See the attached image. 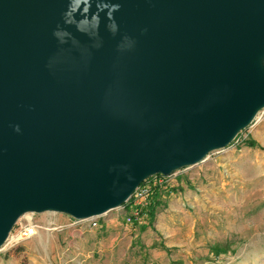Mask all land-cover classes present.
<instances>
[{"label": "water", "instance_id": "1", "mask_svg": "<svg viewBox=\"0 0 264 264\" xmlns=\"http://www.w3.org/2000/svg\"><path fill=\"white\" fill-rule=\"evenodd\" d=\"M264 109V0H0V248L99 218Z\"/></svg>", "mask_w": 264, "mask_h": 264}, {"label": "rangeland", "instance_id": "2", "mask_svg": "<svg viewBox=\"0 0 264 264\" xmlns=\"http://www.w3.org/2000/svg\"><path fill=\"white\" fill-rule=\"evenodd\" d=\"M161 177H150L162 193L151 223L142 214L149 196L136 221L117 208L94 229L70 226L64 214L28 213L21 223L31 218L44 229L0 248V264H264V119L198 164Z\"/></svg>", "mask_w": 264, "mask_h": 264}, {"label": "built area", "instance_id": "3", "mask_svg": "<svg viewBox=\"0 0 264 264\" xmlns=\"http://www.w3.org/2000/svg\"><path fill=\"white\" fill-rule=\"evenodd\" d=\"M262 119H264L263 109L256 114L251 125H255ZM153 177L156 178V176ZM156 185V181L153 180V178L151 180H146L143 184H140L134 190L128 204H124L123 206L119 207L125 209V219L127 221H136L139 218L140 209L146 205V202L144 203L145 198L151 194L152 189ZM98 219L99 218L75 220L73 218H70V226H76L81 229H94L100 227ZM20 220L16 222L1 248H12L19 243L26 241L31 237H34L39 233L40 230L44 229V225L34 222L31 218H26L24 220V223H21ZM54 224L55 223H48V225L51 226ZM17 225L19 226V231L13 232L15 226Z\"/></svg>", "mask_w": 264, "mask_h": 264}, {"label": "trees", "instance_id": "4", "mask_svg": "<svg viewBox=\"0 0 264 264\" xmlns=\"http://www.w3.org/2000/svg\"><path fill=\"white\" fill-rule=\"evenodd\" d=\"M243 144L249 148H253L256 146V143L252 140H247ZM156 177L162 178L161 175H156ZM149 179H151V178H148L147 180H149ZM143 183H141V184H143ZM161 195H162V193L160 191V187H158V186L154 187L151 191V194L149 195L148 204L146 205V207L143 208L142 214H144L148 218L150 223L152 222V220H154V216L156 214V208L158 207V205L160 203Z\"/></svg>", "mask_w": 264, "mask_h": 264}, {"label": "crops", "instance_id": "5", "mask_svg": "<svg viewBox=\"0 0 264 264\" xmlns=\"http://www.w3.org/2000/svg\"><path fill=\"white\" fill-rule=\"evenodd\" d=\"M70 220V219H69Z\"/></svg>", "mask_w": 264, "mask_h": 264}]
</instances>
